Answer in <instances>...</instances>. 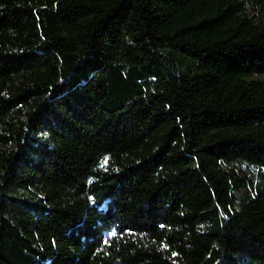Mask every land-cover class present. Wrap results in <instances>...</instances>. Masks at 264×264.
<instances>
[{"label":"trees","instance_id":"trees-1","mask_svg":"<svg viewBox=\"0 0 264 264\" xmlns=\"http://www.w3.org/2000/svg\"><path fill=\"white\" fill-rule=\"evenodd\" d=\"M0 264H264V0H0Z\"/></svg>","mask_w":264,"mask_h":264}]
</instances>
